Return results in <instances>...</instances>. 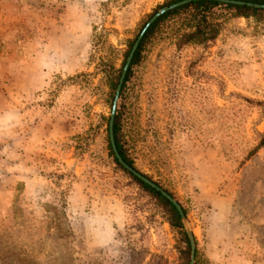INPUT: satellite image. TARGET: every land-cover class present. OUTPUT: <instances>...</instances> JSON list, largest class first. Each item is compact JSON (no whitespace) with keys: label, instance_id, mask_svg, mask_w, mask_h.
<instances>
[{"label":"rangeland","instance_id":"374dc122","mask_svg":"<svg viewBox=\"0 0 264 264\" xmlns=\"http://www.w3.org/2000/svg\"><path fill=\"white\" fill-rule=\"evenodd\" d=\"M172 1L17 0L14 15L0 0V264H191L107 142L114 71ZM212 20L208 46L180 43L182 20L148 45L119 97L122 138L185 208L195 264H264V15Z\"/></svg>","mask_w":264,"mask_h":264},{"label":"trees","instance_id":"16d2710c","mask_svg":"<svg viewBox=\"0 0 264 264\" xmlns=\"http://www.w3.org/2000/svg\"><path fill=\"white\" fill-rule=\"evenodd\" d=\"M184 0H174L163 7H169L173 4L182 2ZM233 1H239L244 2L245 5H236V4H229V3H222L219 1L214 0H202V1H192L186 5H183L181 7L175 8L171 11L166 12L161 17H159L144 33L142 39L140 40V43L138 45L137 50L134 53L133 59L131 61L130 67L126 73L124 82L122 84V89L120 93V100L123 98V94L125 93V89L127 88V85L131 79V76L133 74V69L142 62L143 56L146 52V49L149 44L152 43L154 38L157 37V35L160 34L162 29L171 24L175 21H183V25H185L184 29L185 31L182 34H178L177 39L182 44H193V45H205L208 46L209 44L213 43L219 36L221 31V25L213 22L212 18L216 11L218 10H224L229 13H231L232 17L235 18H245V19H251V18H259L262 15H264V9H259L255 7H251L248 4H258V5H264V0H233ZM162 7V8H163ZM162 8H159L153 14L149 16V18L142 24V26L139 29L138 34L135 36V38L129 42L128 49L126 50L124 54V62L119 70H115L114 74L112 76L111 81V107L112 103L114 101V97L121 79V76L123 74L124 68L126 66L127 60L130 56V53L133 50V47L135 43L137 42L138 38L142 34L143 30L145 29L148 22L158 13V11ZM114 140L115 145L118 150V153L120 154L121 158L134 170L138 171L135 167V164L131 157L128 154V151L125 147L123 138H122V115L121 111L119 109V106L116 110V115L114 119ZM107 142H108V149L111 154V156L114 159V162L117 164V166L126 172L132 179H134L142 188H144L146 191H148L150 194H152L155 198H157L169 211L170 214V223L171 225L180 230L181 235L183 237L184 243L186 245V253L187 257L190 260L191 257V243L189 240L188 235L185 232L184 226L182 224L181 216L177 208L165 197L163 196L159 191L152 188L148 184L144 183L142 180L138 179L135 175L130 173L127 169H125L122 164L117 159L113 146L110 139V117L107 120ZM140 174H142L140 171H138ZM146 178L153 181L150 177H148L145 174H142ZM158 187L165 190L159 183L153 181ZM171 197L175 199L173 194H171L168 190H165ZM181 205V204H180ZM184 214L187 217V212L185 208H183ZM189 264V263H188Z\"/></svg>","mask_w":264,"mask_h":264},{"label":"water","instance_id":"95a60500","mask_svg":"<svg viewBox=\"0 0 264 264\" xmlns=\"http://www.w3.org/2000/svg\"><path fill=\"white\" fill-rule=\"evenodd\" d=\"M192 1H202V0H184L182 2L173 4L169 7H164L162 8L146 25L145 29L143 30L142 34L140 35V37L138 38L137 42L135 43L132 52L130 53V56L127 60L126 66L124 68L123 74L121 76L117 91H116V95H115V99H114V103H113V108H112V114H111V119H110V139H111V143L113 146V150L114 153L117 157V159L119 160V162L122 164V166L127 169L130 173H132L133 175H135L138 179L142 180L144 183L148 184L149 186H151L152 188L156 189L157 191H159L163 196H165L179 211L180 216H181V220H182V224L185 228L186 233L188 234L190 243H191V264H195V258H196V241H195V236L192 232V229L189 225L188 219L186 217V215L184 214V211L181 207V205L173 198L171 197L165 190L161 189L160 187H158L153 181H151L150 179L146 178L145 176H143L142 174H140L138 171L134 170L132 167H130L120 156V154L118 153V150L116 148L115 145V140H114V131H113V126H114V119H115V115H116V110H117V105H118V101H119V97H120V93H121V89H122V84L124 82L126 73L130 67L131 61L133 59L134 53L138 48V45L140 43V40L142 39L144 33L146 32V30L159 18L161 17L163 14H165L168 11H171L175 8L181 7L183 5H186ZM214 1H219L222 3H229V4H236V5H245L244 2H239V1H233V0H214ZM251 7H255V8H259V9H264V5H258V4H248Z\"/></svg>","mask_w":264,"mask_h":264},{"label":"crops","instance_id":"0c3cea01","mask_svg":"<svg viewBox=\"0 0 264 264\" xmlns=\"http://www.w3.org/2000/svg\"><path fill=\"white\" fill-rule=\"evenodd\" d=\"M16 3H17V0H12V14H14V15H15V11H16ZM1 142H5V140L3 138H1L0 143ZM0 155H4V153L0 152ZM0 162H1L0 172H2V174H4V175L5 174L6 175L12 174V163L4 165L2 163V161H0ZM4 163H6V161ZM10 191H11V188H8V189L5 187L0 188V207H2L4 205V201L6 200Z\"/></svg>","mask_w":264,"mask_h":264}]
</instances>
